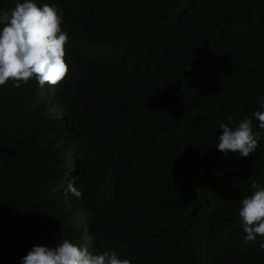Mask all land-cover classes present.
Returning <instances> with one entry per match:
<instances>
[{"label": "trees", "instance_id": "1", "mask_svg": "<svg viewBox=\"0 0 264 264\" xmlns=\"http://www.w3.org/2000/svg\"><path fill=\"white\" fill-rule=\"evenodd\" d=\"M40 3L64 12L68 72L0 86V264L63 238L130 264H264L238 216L264 138L215 146L220 122L264 135V0Z\"/></svg>", "mask_w": 264, "mask_h": 264}, {"label": "clouds", "instance_id": "2", "mask_svg": "<svg viewBox=\"0 0 264 264\" xmlns=\"http://www.w3.org/2000/svg\"><path fill=\"white\" fill-rule=\"evenodd\" d=\"M64 12L56 4L40 3V0H15L10 11H0V86L9 81L14 86L35 80L41 88L62 82L68 72L65 61V45L68 34L62 29ZM262 111H254L252 118L264 130V95L258 98ZM220 133L215 143L222 153H235L247 157L255 152L258 142L264 138L262 131L253 129L252 119L245 117L233 126L219 123ZM250 194L240 200L238 216L244 233L243 241H255L264 250V183L252 181ZM67 192L76 200L82 192L68 184ZM19 264H130L112 249L99 253L86 246L63 238L55 244L33 245L20 258Z\"/></svg>", "mask_w": 264, "mask_h": 264}]
</instances>
